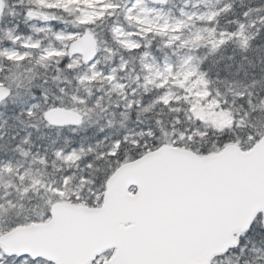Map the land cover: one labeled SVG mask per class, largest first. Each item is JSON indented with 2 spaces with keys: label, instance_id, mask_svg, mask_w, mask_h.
Returning a JSON list of instances; mask_svg holds the SVG:
<instances>
[{
  "label": "snow or ice",
  "instance_id": "1",
  "mask_svg": "<svg viewBox=\"0 0 264 264\" xmlns=\"http://www.w3.org/2000/svg\"><path fill=\"white\" fill-rule=\"evenodd\" d=\"M0 264H264V0H0Z\"/></svg>",
  "mask_w": 264,
  "mask_h": 264
}]
</instances>
